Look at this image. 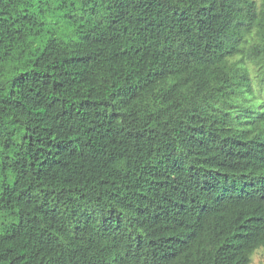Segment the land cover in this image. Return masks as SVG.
<instances>
[{"label": "trees", "instance_id": "trees-1", "mask_svg": "<svg viewBox=\"0 0 264 264\" xmlns=\"http://www.w3.org/2000/svg\"><path fill=\"white\" fill-rule=\"evenodd\" d=\"M0 217V264H251L264 0H0Z\"/></svg>", "mask_w": 264, "mask_h": 264}, {"label": "rangeland", "instance_id": "rangeland-1", "mask_svg": "<svg viewBox=\"0 0 264 264\" xmlns=\"http://www.w3.org/2000/svg\"><path fill=\"white\" fill-rule=\"evenodd\" d=\"M2 222V218L0 217V223ZM251 264H264V248L260 247L255 250L252 256Z\"/></svg>", "mask_w": 264, "mask_h": 264}]
</instances>
